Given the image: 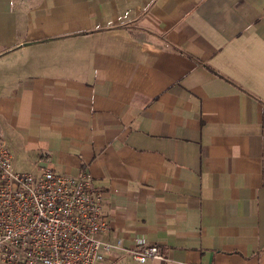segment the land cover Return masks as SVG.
<instances>
[{"label": "crops", "instance_id": "crops-1", "mask_svg": "<svg viewBox=\"0 0 264 264\" xmlns=\"http://www.w3.org/2000/svg\"><path fill=\"white\" fill-rule=\"evenodd\" d=\"M0 133L145 264H264V0H0Z\"/></svg>", "mask_w": 264, "mask_h": 264}, {"label": "built area", "instance_id": "built-area-1", "mask_svg": "<svg viewBox=\"0 0 264 264\" xmlns=\"http://www.w3.org/2000/svg\"><path fill=\"white\" fill-rule=\"evenodd\" d=\"M1 138L0 133V264H100L110 251L137 264L164 259L142 239L128 248L100 240L108 223L88 172H17Z\"/></svg>", "mask_w": 264, "mask_h": 264}, {"label": "rangeland", "instance_id": "rangeland-1", "mask_svg": "<svg viewBox=\"0 0 264 264\" xmlns=\"http://www.w3.org/2000/svg\"><path fill=\"white\" fill-rule=\"evenodd\" d=\"M19 170H23V168H18ZM30 171V170H29Z\"/></svg>", "mask_w": 264, "mask_h": 264}]
</instances>
